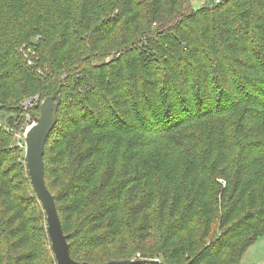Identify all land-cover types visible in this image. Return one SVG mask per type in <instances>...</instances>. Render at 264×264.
<instances>
[{
    "label": "trees",
    "instance_id": "obj_1",
    "mask_svg": "<svg viewBox=\"0 0 264 264\" xmlns=\"http://www.w3.org/2000/svg\"><path fill=\"white\" fill-rule=\"evenodd\" d=\"M12 83L61 87L44 179L72 259L238 264L264 236V0H0V110L17 115ZM10 135L0 264H56Z\"/></svg>",
    "mask_w": 264,
    "mask_h": 264
},
{
    "label": "water",
    "instance_id": "obj_2",
    "mask_svg": "<svg viewBox=\"0 0 264 264\" xmlns=\"http://www.w3.org/2000/svg\"><path fill=\"white\" fill-rule=\"evenodd\" d=\"M60 91L61 87H58L52 95L43 98L41 101L39 115L35 123L25 132L24 159L31 185L46 213V229L56 264H90L71 258L69 243L62 230L54 196L48 190L44 179V149L47 138L58 121L57 111L61 102ZM136 262L135 259H125L110 260L99 264H135Z\"/></svg>",
    "mask_w": 264,
    "mask_h": 264
},
{
    "label": "rangeland",
    "instance_id": "obj_3",
    "mask_svg": "<svg viewBox=\"0 0 264 264\" xmlns=\"http://www.w3.org/2000/svg\"><path fill=\"white\" fill-rule=\"evenodd\" d=\"M191 4L193 7H199L200 5H202L205 1H210V0H190ZM187 9V7L185 8ZM4 22H6L7 27L10 28L11 27V19L9 20H4ZM9 30V29H8ZM14 35V34H12ZM120 40V35L119 34H114L112 35L110 38H108L105 42L102 43V48L104 49L103 51H101L100 53H98L96 56V59H93V63L95 64H101L103 61L108 60L111 57H107L109 54L112 53V48L115 46L116 43H118ZM72 43H70L69 47H78L77 43L72 40ZM68 47V48H69ZM67 48V49H68ZM67 49L65 51H67ZM80 56H78L75 60H78ZM65 76L62 75L61 77L63 78ZM11 87V93L14 92V94L11 95V105H17L18 108H21L22 111L20 113L16 114H11L6 112V110H0V119L2 120V122H6V118L8 115H12V128L16 130V132H22L24 126L28 123V122H32V121H36L35 119V115L34 112L32 114V112H30V120H28L27 118V111L24 109V107L22 106V103L24 102V100L27 98V94H23L20 93V85L18 83H12V85H10ZM37 95L40 96V100L42 101L43 95L41 97V95L39 93H37ZM31 96V95H30ZM29 97V96H28ZM19 102V103H18ZM1 106V105H0ZM7 107V106H6ZM2 107H0L1 109ZM29 112V111H28ZM39 115V113H38ZM2 139L4 140L3 135L1 134ZM11 136V144L16 140V136L15 135H10ZM10 144V145H11ZM9 145V146H10ZM22 150V151H21ZM18 151H21L24 155V150L21 149ZM139 254V253H137ZM238 264H264V236L260 237L258 240H256L253 244H251L243 253L240 261Z\"/></svg>",
    "mask_w": 264,
    "mask_h": 264
},
{
    "label": "built area",
    "instance_id": "obj_4",
    "mask_svg": "<svg viewBox=\"0 0 264 264\" xmlns=\"http://www.w3.org/2000/svg\"><path fill=\"white\" fill-rule=\"evenodd\" d=\"M41 100H40V96L37 94H33L29 97H27L24 102L22 103V106L24 107V109L27 111L26 115L28 120H30V112H28V110H33L36 106L40 105ZM35 123V121L32 122H28L24 128L22 132H16L15 129L12 128V126L10 124H4L1 122L0 120V125L3 126L5 128V130L16 136V140L9 146L10 148L13 147H18L19 149H23L25 151V143H24V136H25V132ZM136 257L139 256V254L135 255ZM135 258H132V260H134Z\"/></svg>",
    "mask_w": 264,
    "mask_h": 264
}]
</instances>
